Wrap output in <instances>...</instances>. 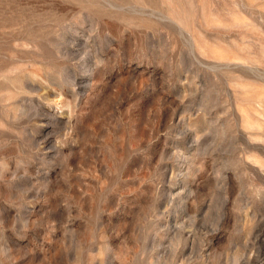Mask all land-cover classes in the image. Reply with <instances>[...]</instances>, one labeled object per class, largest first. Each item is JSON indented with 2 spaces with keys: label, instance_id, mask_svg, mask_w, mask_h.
Listing matches in <instances>:
<instances>
[{
  "label": "rangeland",
  "instance_id": "374dc122",
  "mask_svg": "<svg viewBox=\"0 0 264 264\" xmlns=\"http://www.w3.org/2000/svg\"><path fill=\"white\" fill-rule=\"evenodd\" d=\"M0 264H264V0H0Z\"/></svg>",
  "mask_w": 264,
  "mask_h": 264
}]
</instances>
